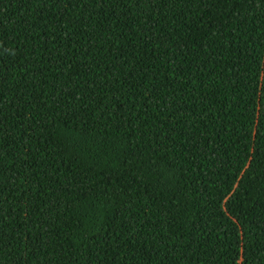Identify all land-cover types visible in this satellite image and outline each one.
<instances>
[{
	"label": "trees",
	"instance_id": "16d2710c",
	"mask_svg": "<svg viewBox=\"0 0 264 264\" xmlns=\"http://www.w3.org/2000/svg\"><path fill=\"white\" fill-rule=\"evenodd\" d=\"M0 264H264V0H0Z\"/></svg>",
	"mask_w": 264,
	"mask_h": 264
}]
</instances>
